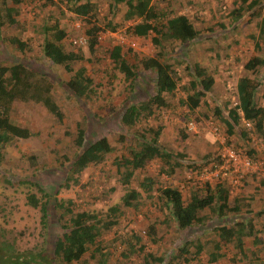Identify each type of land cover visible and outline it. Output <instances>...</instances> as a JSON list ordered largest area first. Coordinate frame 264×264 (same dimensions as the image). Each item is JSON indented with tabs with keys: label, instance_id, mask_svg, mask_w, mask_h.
I'll use <instances>...</instances> for the list:
<instances>
[{
	"label": "rangeland",
	"instance_id": "obj_1",
	"mask_svg": "<svg viewBox=\"0 0 264 264\" xmlns=\"http://www.w3.org/2000/svg\"><path fill=\"white\" fill-rule=\"evenodd\" d=\"M91 1L98 4L99 21L97 23L99 27L104 28V21L109 17L110 0ZM242 1L161 0V8L167 7L168 9L169 7L175 14L184 15L193 23L195 29L200 32L199 40L194 41L188 47H183L180 42L170 41L163 43L164 50H161L162 47L154 46L152 35L145 39L129 36L126 29L130 24L126 23L124 28L115 33L107 30L99 33L98 36L101 38L98 40L96 58H93L92 63L85 65L88 72L94 77L96 85L104 82L103 72H112L113 64L109 59V53L114 46H122L125 51L131 49L132 56L135 54L137 56L130 60L132 64H137L139 60L145 58L157 57L167 60L181 78L175 98L169 100V108L162 111V116L156 123L150 120L127 132L134 135L137 131L144 130L147 124H151L154 128L162 126L161 142L163 145L175 154L182 153L183 157L178 159L180 166L175 169L172 175L162 173V162L154 160L147 164L145 174L142 176L154 180L155 190L177 187L183 191L185 196L188 195L191 188L196 187V189L202 190L206 182H209L212 187L225 182L230 185L232 199L237 196H254V201H248L251 204L249 208L259 211L264 208L262 207L264 206V187L261 185V182H264V166L243 175V182L234 174H225V171H218L214 175L210 174L214 170L212 168L214 158L220 154L224 147L235 149L244 155H249V152L254 150L255 155L252 156L257 160L264 159L263 142L254 129H248L245 122L242 121L239 124L238 132H248L249 139L241 138L238 132L229 137L225 127L214 115L215 108L227 113L228 110L237 106L236 83L240 77L248 75L244 70L245 65L258 56L264 58V0H260L262 5L256 7L255 17L245 14L246 18L237 23L236 28L232 30L233 18L231 14L240 10ZM252 1L247 0L245 5ZM83 2L85 3V0ZM124 9L123 5L118 6L114 24H122L121 17ZM242 14L244 15V12ZM17 20L19 28L21 24H24V38L27 40L29 48L22 54L17 52L15 47L2 42L0 44V62L10 64L19 59L27 62L29 66L48 70L56 86L54 95L62 108L64 119L62 123H59L47 115L41 107L33 104L17 103L15 106L12 120L30 128L37 134L29 140L16 141L2 151L0 157V242H8L21 251L25 249L38 251L44 247L47 248L46 244L52 242L56 231L54 228L53 230H42L40 212L27 204V196L30 193H35L39 197L41 193L37 184L47 191L56 185L57 181L62 183L58 199L73 200L77 207L83 211L106 216L111 208L120 206L119 224L101 237L103 250L109 252L110 255L108 264H141L144 262L143 255L131 258L121 256V252L125 250L124 243L118 241L116 246L114 243L119 237L126 238L138 234L145 243L144 254L150 251L176 252L182 241L188 238L195 242L200 239L203 243L218 239L210 227L200 229L196 226L193 231L178 233L173 224L168 222L167 212L160 207L156 192L152 198L144 199L137 209L124 206L122 199L127 191L117 184L113 164L116 156L127 153L130 142L128 139H125V142L121 144L117 141L126 132L120 128V120L117 115L127 100L126 98L130 97L134 100L136 98L139 103L155 92L154 75L140 71L136 84L131 87L132 82L117 72L113 82L109 78L105 81L104 89L101 87L96 89L97 95L93 96L92 100L86 101L87 106L84 105V109L87 111H84L75 99L68 98V95L65 94L60 83L66 81L69 76L64 70L50 64L44 58L41 43L44 39V27L53 29L58 24V29L67 32V39L64 43L69 48H82L86 51L87 42L80 43L81 38L88 40L86 25L69 11L65 3L52 6L46 0L32 2L28 0L27 4L21 6V14ZM48 20V25H45V21ZM222 25L227 28L223 30ZM17 33L18 28L14 27L4 31L3 35L11 37ZM162 51L166 53L163 57L159 55ZM188 63H199L202 67L208 68L216 82L210 93L194 111H191L188 105V103L191 105V101L188 102L181 90L182 86L189 84L192 80L185 70ZM80 65L83 64H79L76 68ZM138 67L142 68L140 64ZM262 68L258 76H251V78L253 80L256 78L255 83L257 81L262 83L257 94V101L261 106H264V67ZM181 99L186 104H183ZM113 109L115 112L112 114ZM85 114L96 116V119L91 121L93 126H89V129L97 130L98 136L109 137L117 151L105 163L90 166L79 176H68L69 182H62L57 175L62 174V168L67 166L68 163L65 160H71L77 153L73 142L75 124L81 120L84 123ZM190 123H194V130L192 135L183 141L179 133L182 130L189 132ZM30 156L36 158V165H33L34 161L29 159ZM202 164L207 165L202 167L200 173L198 167H201ZM144 177H135L132 181V188H139ZM8 179L10 183L6 181ZM111 188H114L113 192H109ZM257 188L259 189L257 190ZM199 194L204 195L201 191ZM210 213L209 210H205L201 215L209 216L207 220L211 221L212 225L216 224L215 218L210 216ZM242 218L243 216L240 214H231L225 220L230 226L229 224L242 220ZM152 222L159 223L158 238H160V243L156 245L149 243L147 236L148 228ZM256 226L258 230L263 229L264 215L256 218ZM260 236L264 235L260 234ZM252 240H246L245 247L250 252L251 250L256 252V256L250 252L243 256L234 246L235 244L225 245L221 251L224 257L213 264H264V246L254 247ZM211 248L212 245L206 246L204 253L198 259L185 255L184 261H189L183 262L182 260L181 264H210L208 254L211 252ZM190 252L194 253L195 249H191ZM97 261H99V256L92 260L87 255L81 262L74 264H96Z\"/></svg>",
	"mask_w": 264,
	"mask_h": 264
},
{
	"label": "trees",
	"instance_id": "obj_2",
	"mask_svg": "<svg viewBox=\"0 0 264 264\" xmlns=\"http://www.w3.org/2000/svg\"><path fill=\"white\" fill-rule=\"evenodd\" d=\"M27 1L0 0V44L6 42L22 54L29 48V44L24 38V24H21L22 26L20 25L19 28L17 19L21 14V6L27 4ZM83 1L46 0L52 6L65 3L69 11L80 18L87 28L86 51L82 48H69L64 43L67 39V32L58 29V24L53 29H46L47 26H45L43 30L42 54L50 64L61 68L69 76L66 81L60 83L68 98L75 99L83 107L82 109L87 111L84 109V105L87 106L86 101L92 100V97L97 95L96 89L105 88L107 79L111 78V82H113L117 72L132 82L131 87L136 84L140 71L154 75L155 92L139 103L136 98L135 100L130 97L126 98L127 100L117 115L120 119V128L126 130L117 141L119 144L125 142V139L130 142L127 153L116 156L113 164L117 184L127 191L122 199L124 206L137 209L144 199L152 198L156 192L160 207L167 212L168 222L173 224L178 233L193 231L196 226L200 229L210 227L218 237V239H212L206 243L200 239L195 242L188 238L182 241L176 252L150 251L144 254L145 243L138 234H134L126 238H116L114 241L115 246L118 241L125 245L121 256L131 258L143 255L144 262L141 264H181L182 260L183 262L189 261H184L185 255L198 259L204 253L206 246L212 245L208 260L210 264H213L224 257L221 251L225 245L235 244L234 246L243 256L250 252L245 247V241L248 239H253L254 247L264 246V236H260V234L264 235V227L262 230H258L256 226V218L264 215V208L259 211L249 208L251 204L248 201H254V196H237L232 199L230 185L225 182L214 187L206 182L202 190L196 189V187L191 188L188 195L185 196L183 191L177 187L155 190L154 180L142 176L145 174L147 164L154 160L162 162V173L172 175L175 169L180 166L178 159L183 157L182 153L175 154L163 145L161 142L162 126L154 128L151 124H147L144 130L137 131L134 135L127 132L150 120L156 123L160 120L162 111L169 108V100L175 98L181 83V78L172 65L167 60L157 57L145 58L139 60L137 64H132L130 60L136 58V54L132 56L131 49L125 51L119 45L114 46L109 53L113 68L112 72H103L104 82L95 85L94 77L88 72L85 65L92 63L93 58H96L99 33L106 32V30L115 33L124 28L126 23L130 24L126 29L129 36L145 39L152 35L154 46L162 47L161 50H164L163 43L170 41L180 42L183 47H188L194 41L199 40L200 32L195 29L193 23L186 16L175 14L169 7L168 9L167 7L161 8V0H110L109 17L104 21V28H102L97 23L99 21L98 4L91 0H85V3ZM246 3L247 0H243L240 10L231 14L234 25H232V30L247 15L255 17L256 7L262 5L260 0H253L248 5H245ZM121 5L125 7L121 17L122 24H114L116 11ZM48 22L49 20L45 21V25H48ZM14 27L18 28L17 34L11 37L3 35L4 31ZM221 28L224 30L227 27L222 25ZM159 55L163 57L166 53L162 51ZM79 64L83 65L76 68ZM139 64L142 68L138 67ZM178 65L181 64L178 63ZM262 67H264V58L261 56L250 60L244 67L250 76L240 77L236 83L237 106L228 110L227 113L215 108L214 115L225 127L229 137L238 132L239 124L242 121L250 123L264 145V106H261L257 101V94L262 83L258 81L255 83L256 78L254 80L251 78V76H258ZM185 70L192 80L189 84L182 86L181 90L188 102L191 101V105L187 103L191 111H194L210 93L216 82L210 75L209 69L202 67L199 63H188ZM55 88L51 74L45 68L29 66L27 62L19 59L10 64L0 62V157L7 146L19 140H29L37 134L30 128L12 120V113L17 103L39 106L57 122H63L64 114L54 95ZM181 102L186 104L182 99ZM114 112L115 109L111 113ZM95 119L96 116L85 114L84 123L86 125L82 120L75 124L73 142L77 153L71 160H65L68 163L67 166L62 168V174L57 175L62 182H69L68 176H79L90 166L105 163L117 151L109 137L98 136L97 130L89 129V126H93L91 121ZM238 133L241 138L249 139L250 137L248 132ZM179 135L184 141L192 134L187 130H182ZM253 154L255 155V151L251 150L249 155ZM29 159L34 161L33 165H36L34 156H30ZM218 161L220 162L219 155L214 158V162ZM206 165L199 166V172ZM135 177H144L143 182L136 189L131 186ZM6 181L10 183L9 179ZM243 181L244 179H242ZM37 185L41 196L38 197L35 193L28 194L27 204L33 209L39 210L42 230H53L54 228L55 237L50 244H46L47 248L44 247L38 251L35 249L21 251L8 242H0V264H74L81 262L87 255L92 260L99 256V261L96 264H108L110 255L109 252H104L101 237L119 224L120 206L111 208L106 216H100L79 209L73 200H59L58 193L62 188L60 181H57L56 185L47 191L42 189L39 184ZM261 185L264 187L263 181ZM113 191L114 188H111L109 192ZM200 191L204 195L199 194ZM162 208L161 210H163ZM205 210L211 212L210 216L215 218L216 224L212 225L211 221L207 220L209 216L201 215ZM231 214H240L243 218L228 226L225 219ZM158 226V222H152L147 231L148 241L153 245L160 243ZM193 248L195 252L191 253L190 250ZM250 253L256 256V252L251 250Z\"/></svg>",
	"mask_w": 264,
	"mask_h": 264
},
{
	"label": "built area",
	"instance_id": "obj_3",
	"mask_svg": "<svg viewBox=\"0 0 264 264\" xmlns=\"http://www.w3.org/2000/svg\"><path fill=\"white\" fill-rule=\"evenodd\" d=\"M54 1L58 2L59 0H54ZM100 38L101 37H99V39ZM80 43L85 44L86 38H81ZM193 124L194 123H190L189 124L190 127L188 126V131L191 133L194 130ZM245 125L248 129L250 130L253 129V126L250 123L245 122ZM219 158H220V162L219 161L217 163L213 162L214 165L212 168H214V170L210 174L214 175L218 171H225V174H229V175L234 174L235 176L239 177L240 181L243 179V175L247 174L249 171L255 169L258 170V168L264 166L263 158L262 160H257L252 155H248V154L244 155L241 152L228 147H224V149L222 148L219 154Z\"/></svg>",
	"mask_w": 264,
	"mask_h": 264
},
{
	"label": "crops",
	"instance_id": "obj_4",
	"mask_svg": "<svg viewBox=\"0 0 264 264\" xmlns=\"http://www.w3.org/2000/svg\"><path fill=\"white\" fill-rule=\"evenodd\" d=\"M77 17V16H76ZM78 18V17H77ZM263 69V68H262ZM264 79V78H263ZM119 119V118H118ZM120 120V119H119Z\"/></svg>",
	"mask_w": 264,
	"mask_h": 264
}]
</instances>
